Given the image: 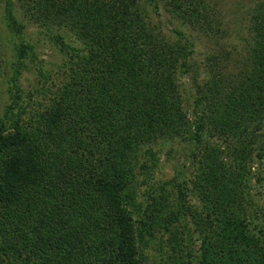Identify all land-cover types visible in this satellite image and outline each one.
Returning a JSON list of instances; mask_svg holds the SVG:
<instances>
[{
	"label": "trees",
	"instance_id": "1",
	"mask_svg": "<svg viewBox=\"0 0 264 264\" xmlns=\"http://www.w3.org/2000/svg\"><path fill=\"white\" fill-rule=\"evenodd\" d=\"M166 2L187 26L215 31L206 0ZM20 4L70 62L51 105L29 109L17 91L0 122V264H142L143 233L167 234L165 264H264L253 195L254 163L264 160V0L242 64L231 72L211 58L193 103L179 84L190 70L188 41L166 38L140 0ZM6 11L21 36L24 25ZM30 49L18 46L20 62ZM176 142L187 146L190 183L177 197L161 186L139 203L156 148Z\"/></svg>",
	"mask_w": 264,
	"mask_h": 264
},
{
	"label": "rangeland",
	"instance_id": "2",
	"mask_svg": "<svg viewBox=\"0 0 264 264\" xmlns=\"http://www.w3.org/2000/svg\"><path fill=\"white\" fill-rule=\"evenodd\" d=\"M140 2L142 7L149 11L153 26L166 38L176 41L182 38L183 43L188 41L190 45L192 50L189 60L190 70L187 75L179 79L186 100H191L193 103L197 83L202 84L209 77L211 58H219L221 65H227L226 69L231 72H235L242 64L252 42L251 14L259 0H206V5L217 22L215 31L209 34L199 28L187 26L178 17L173 16L166 0H140ZM21 5L20 0H0V122L4 121L9 108L15 106L17 91L22 98L20 105H28L29 109L42 110L46 105H51L56 99L54 93L65 82L62 72L67 69L70 62V58L60 52L54 40L42 34L41 27L29 21V16H25ZM6 10H10L17 21L24 25L21 36L10 29L8 23L11 22L7 19ZM177 32L183 34V37H179ZM67 41L75 48H82L80 43L71 38H67ZM22 43L31 49L26 60L20 62L16 50ZM19 66L22 68V75L19 82L14 85L11 81L20 70ZM160 149L162 150L158 154L159 162L153 180H145V178L140 180L139 203H146L148 195L154 194L155 192L152 191H157L161 186L177 197L178 186L186 182L190 183L192 179L194 171L191 161L188 160L186 145L176 142L157 147L156 151ZM254 174L256 176L253 182V195L260 205L257 209L258 218L255 219V225L257 224L264 232V160H256ZM189 200L190 205H197L193 198ZM183 223L187 225L188 231L192 232V240L189 243L192 249L197 251L199 242L198 236L194 234L195 226L188 217ZM142 235L144 237L138 240L137 244L138 259L143 261L142 264H165L162 256L169 238L167 234L150 236L143 233Z\"/></svg>",
	"mask_w": 264,
	"mask_h": 264
}]
</instances>
